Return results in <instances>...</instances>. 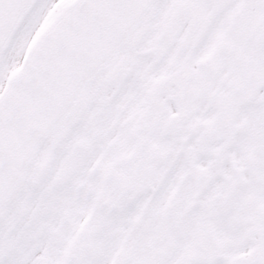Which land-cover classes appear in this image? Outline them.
Segmentation results:
<instances>
[{"label": "snow or ice", "instance_id": "1", "mask_svg": "<svg viewBox=\"0 0 264 264\" xmlns=\"http://www.w3.org/2000/svg\"><path fill=\"white\" fill-rule=\"evenodd\" d=\"M0 264H264V0H0Z\"/></svg>", "mask_w": 264, "mask_h": 264}]
</instances>
